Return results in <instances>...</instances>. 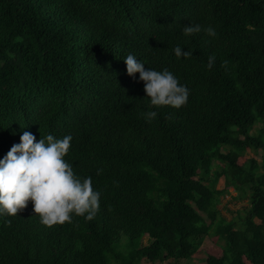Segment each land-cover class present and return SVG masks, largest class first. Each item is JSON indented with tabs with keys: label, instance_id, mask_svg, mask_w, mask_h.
Masks as SVG:
<instances>
[{
	"label": "trees",
	"instance_id": "obj_1",
	"mask_svg": "<svg viewBox=\"0 0 264 264\" xmlns=\"http://www.w3.org/2000/svg\"><path fill=\"white\" fill-rule=\"evenodd\" d=\"M129 52L173 71L187 103L148 120ZM259 122L264 0H0V158L25 130L71 133L65 158L101 192L91 219L48 226L31 201L0 215V264H185L206 238L220 253L204 264H264V156L244 158ZM229 189L248 199L239 225L217 209Z\"/></svg>",
	"mask_w": 264,
	"mask_h": 264
},
{
	"label": "clouds",
	"instance_id": "obj_2",
	"mask_svg": "<svg viewBox=\"0 0 264 264\" xmlns=\"http://www.w3.org/2000/svg\"><path fill=\"white\" fill-rule=\"evenodd\" d=\"M201 31L211 37L217 35L211 25L206 28L199 23L183 26L185 36ZM173 51L178 58L193 55L180 43ZM123 59L129 76L139 73V79L144 82L145 97L155 106L144 113L148 120L157 117L156 108H180L187 103L190 89L173 71L145 68L144 61L132 52ZM215 61V55H210L206 66L211 69ZM72 139L71 133L57 137L48 132L37 140L30 130L22 132L19 142L0 158V215L15 216L31 201L34 213L48 226L72 221L74 215L86 219L95 216L101 192L94 189L91 176L81 178L65 158Z\"/></svg>",
	"mask_w": 264,
	"mask_h": 264
},
{
	"label": "rangeland",
	"instance_id": "obj_3",
	"mask_svg": "<svg viewBox=\"0 0 264 264\" xmlns=\"http://www.w3.org/2000/svg\"><path fill=\"white\" fill-rule=\"evenodd\" d=\"M256 129L264 130V122H259L256 125V128L251 131V134H257ZM225 153L227 150H221ZM264 156V148L258 149L255 152L247 151L244 158H253L258 163H261V160ZM243 159L239 160V163H242ZM222 187L221 180L217 183V188L220 189ZM247 197L239 198L238 193L232 189H229L227 194L221 198V202L219 203L217 209L221 217H223L227 221H234L237 225L240 224L243 217L246 215V211L248 209V201ZM203 215V214H202ZM204 216V215H203ZM206 219V218H205ZM209 223L208 220H206ZM256 223H259L258 220H255ZM219 249L212 242L211 239L206 238L203 242V245L200 251L194 256V260L190 263L185 264H204L203 260L205 258V254H219ZM155 264H170V262L164 263H155Z\"/></svg>",
	"mask_w": 264,
	"mask_h": 264
}]
</instances>
